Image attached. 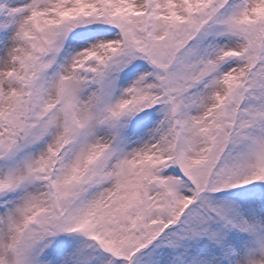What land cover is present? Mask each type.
<instances>
[{
  "label": "snow or ice",
  "instance_id": "6c2138e0",
  "mask_svg": "<svg viewBox=\"0 0 264 264\" xmlns=\"http://www.w3.org/2000/svg\"><path fill=\"white\" fill-rule=\"evenodd\" d=\"M0 264H264V0H0Z\"/></svg>",
  "mask_w": 264,
  "mask_h": 264
}]
</instances>
